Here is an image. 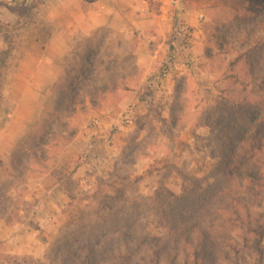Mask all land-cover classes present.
Wrapping results in <instances>:
<instances>
[{
    "label": "rangeland",
    "instance_id": "obj_1",
    "mask_svg": "<svg viewBox=\"0 0 264 264\" xmlns=\"http://www.w3.org/2000/svg\"><path fill=\"white\" fill-rule=\"evenodd\" d=\"M13 1L0 132L13 113L32 119L0 142V264H264V235L211 224L243 198L228 170L264 104V0ZM55 33L65 57L43 83L31 57ZM4 140L23 155L4 156Z\"/></svg>",
    "mask_w": 264,
    "mask_h": 264
},
{
    "label": "trees",
    "instance_id": "obj_2",
    "mask_svg": "<svg viewBox=\"0 0 264 264\" xmlns=\"http://www.w3.org/2000/svg\"><path fill=\"white\" fill-rule=\"evenodd\" d=\"M258 19L255 21H259L260 23L256 27H260V29L264 30V20ZM172 29L173 32L176 31L175 22ZM169 48H172L170 44ZM117 98L116 96L114 101H116ZM101 100H106V96L103 99H99L100 102ZM259 110L261 112L258 111L252 120H247L243 125L242 135L240 136L239 134L236 137V143L230 154L232 164L231 167L228 166V171H230L228 175L229 177L234 174L242 175L238 187L241 189L240 191L243 198H237V200H233L230 203H228L229 201L227 199L225 203L220 206L221 217L213 220L211 224L213 229H240L244 232V236L252 234L257 239L262 240L264 235V215L258 210L256 207L258 204L255 203L254 200L261 192H256V189L261 190L264 188V114H262V111H264V104L261 105ZM15 155L20 157L16 153ZM254 169H257V171L259 169L263 170L262 180L252 176ZM218 210L219 209L216 211ZM201 233L204 234L207 239L211 237L206 231L203 232V230H201ZM243 240H246V238L243 237ZM256 250L259 251V248L256 247Z\"/></svg>",
    "mask_w": 264,
    "mask_h": 264
},
{
    "label": "crops",
    "instance_id": "obj_3",
    "mask_svg": "<svg viewBox=\"0 0 264 264\" xmlns=\"http://www.w3.org/2000/svg\"><path fill=\"white\" fill-rule=\"evenodd\" d=\"M108 2H111V0ZM12 5H14L13 0H0V9H2V10L11 11L9 9V7ZM124 7H126V9H128V6L125 5V6H123V8ZM129 7H131V6H129ZM117 8L118 7L116 6L115 9H117ZM9 15L10 16L8 18L9 19L8 21H11V19H13L12 18L13 14L9 13ZM52 22H53V20H52ZM59 39H60V36L55 33L51 36L50 40L44 45L39 39L35 40V43H38V42L42 43V46L38 47L39 52L36 53L35 55H32V57H31V59H33V60H31V62L34 64L33 65V67H34L33 75L41 76V80L43 81V83L46 81H48L49 83L55 82L56 76L59 75V73H60V71H59L60 65L58 64L59 62L57 60H59L61 57L62 58L65 57V53H64V51L62 53L60 51V49H58V47L55 45L61 41ZM130 40H131V42L138 44V39L133 38V36L131 37ZM62 42H64V41H62ZM134 54H135V56H138L139 52L135 51ZM157 54L156 53L153 54L151 58L155 59L156 57H158ZM24 59L25 58H23V61L21 62V66L23 63H25ZM137 59H139V56L137 57ZM44 69L47 70L48 72L45 71ZM25 80L26 81H25L24 90H31V92L37 91V93H38V91L42 89L41 86H39L37 84H36V86L29 88L28 87L29 79H25ZM164 81H165L164 86H165V89L167 90V76L163 77V79L161 80V82H164ZM142 86H143L142 84L139 85V88H138L139 90L138 91L136 90L137 92L135 91L136 92L135 94H137V95L141 94V92H142L141 87ZM162 95L164 96L163 102L166 103L167 102V93L165 90L163 91ZM137 100H138V98H137ZM122 102L123 101H121L120 104ZM154 103H156V101ZM117 105H115V106H117ZM138 106H140V103L138 104ZM30 115L31 114H29V116L26 117V116H23V115L21 116V115L14 114V113L11 114V120L9 121V123H7L6 128H3L0 132V142L3 138L4 139L8 138V139H11L14 141L16 139L17 140L21 139L23 135L25 136L26 133L28 132L27 131L28 130L27 124L30 121V119H32V115L31 116ZM4 143L5 144L3 146V150H1V152H3L2 154L4 156L8 157V155L11 154L13 152V150H15V153L18 154L19 156L23 155L24 150L20 147L15 148L16 144L14 145V144H12V142H11V144H9V143L5 142V140H4ZM44 180L50 181L51 179L49 178L48 175H45V176H43L42 179H40V181L37 183V185L42 187V183H43L42 181H44ZM48 185L50 187H52V186L54 187V182H53V184H52V182H50V184H48ZM46 187H47V185H46Z\"/></svg>",
    "mask_w": 264,
    "mask_h": 264
},
{
    "label": "built area",
    "instance_id": "obj_4",
    "mask_svg": "<svg viewBox=\"0 0 264 264\" xmlns=\"http://www.w3.org/2000/svg\"><path fill=\"white\" fill-rule=\"evenodd\" d=\"M200 17H202V15H200ZM97 123H98V120L97 119H93L92 122H91V124H93V125H95Z\"/></svg>",
    "mask_w": 264,
    "mask_h": 264
}]
</instances>
